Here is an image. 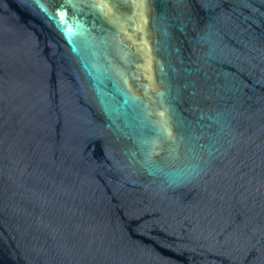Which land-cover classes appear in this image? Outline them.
<instances>
[{"label":"water","instance_id":"water-1","mask_svg":"<svg viewBox=\"0 0 264 264\" xmlns=\"http://www.w3.org/2000/svg\"><path fill=\"white\" fill-rule=\"evenodd\" d=\"M0 264H264V0H0Z\"/></svg>","mask_w":264,"mask_h":264}]
</instances>
